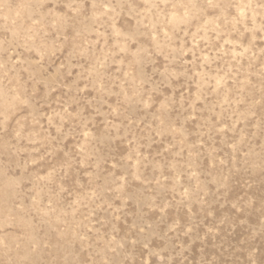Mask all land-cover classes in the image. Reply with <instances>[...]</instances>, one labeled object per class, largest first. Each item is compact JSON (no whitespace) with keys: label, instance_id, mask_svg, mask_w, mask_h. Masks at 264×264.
Instances as JSON below:
<instances>
[{"label":"rangeland","instance_id":"1","mask_svg":"<svg viewBox=\"0 0 264 264\" xmlns=\"http://www.w3.org/2000/svg\"><path fill=\"white\" fill-rule=\"evenodd\" d=\"M0 264H264V0H0Z\"/></svg>","mask_w":264,"mask_h":264}]
</instances>
